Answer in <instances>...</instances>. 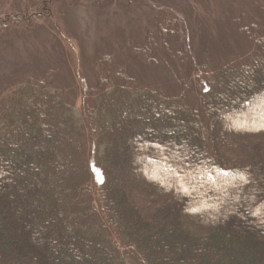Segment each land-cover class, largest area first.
Returning a JSON list of instances; mask_svg holds the SVG:
<instances>
[{
  "label": "trees",
  "instance_id": "16d2710c",
  "mask_svg": "<svg viewBox=\"0 0 264 264\" xmlns=\"http://www.w3.org/2000/svg\"><path fill=\"white\" fill-rule=\"evenodd\" d=\"M5 1L3 47L25 28L79 50L55 36L0 66V264H264V0L257 27L245 0H86L91 44L59 8L37 22L48 0ZM119 37L132 74L110 76Z\"/></svg>",
  "mask_w": 264,
  "mask_h": 264
},
{
  "label": "rangeland",
  "instance_id": "374dc122",
  "mask_svg": "<svg viewBox=\"0 0 264 264\" xmlns=\"http://www.w3.org/2000/svg\"><path fill=\"white\" fill-rule=\"evenodd\" d=\"M53 2V0H51ZM51 1L48 0L44 2V6L41 10H39V15L37 18V22L40 24H45V20H48V17H54L56 16L55 12H56V8L60 9V16L64 17L66 23L68 24V28L69 31L71 32H76L79 33V36L81 35L82 37V41L84 44L89 43L91 44L94 40V34H96V19L99 15V12H96L94 9H92L90 7V4L86 3V0H72V1H68V0H62V2L60 3H54L51 4ZM7 5H10L11 2L9 0L5 1ZM68 3L70 4V6H68ZM251 1L250 0H245V4H244V8H243V12L248 16L252 26L257 27L259 24H262V20H263V14H261L260 12L254 10L251 5H250ZM5 4V5H6ZM43 1H39L38 5H42ZM256 4L258 5H262V2L260 0H256ZM53 7V9L51 10V8ZM52 11V13H51ZM46 12H48L47 14H45ZM41 13V14H40ZM237 13V12H234ZM33 16V14H31ZM40 18H43L44 21H42ZM57 19V17H54L53 20ZM124 22H121V25H123ZM136 24V22H135ZM206 28V25H204ZM45 25L43 26V28L45 29ZM25 30V32L23 33V35H20L18 33V39L14 37H5V42L6 44H9V47H3L0 44V57L2 59H0V66H4L5 71H1V72H6L8 73L7 69H9L11 67L12 64L16 63L18 64L19 60H23L25 58V55L28 54L27 50H32L33 54L36 53V51H42L44 49L45 43H47L48 41H50V43L53 41L54 37L56 36L57 38H60L64 45L66 46L67 52H71L70 49H72V52L74 53V56L76 57L77 55V50H79L78 46L75 44V42L73 40L70 41V38H68L66 36V33L64 31H49V30H42V31H36L34 32H28L26 31L25 28H23ZM45 31V32H44ZM121 31H129V30H125L124 28H122ZM131 31H133V27H131ZM135 31H137L135 29ZM27 32V33H26ZM26 33V34H25ZM29 33V34H28ZM54 33V34H52ZM124 36L127 33H122ZM165 34V33H163ZM28 35V36H27ZM262 32L258 33V37H260L258 40L263 39L262 37ZM3 36V35H2ZM128 37H132L133 35L131 34V36L128 34L126 35ZM164 37H167L169 40L173 41L172 39L173 36L168 37V35H163ZM25 39V40H24ZM166 39V38H165ZM27 40V41H26ZM117 44L119 45V48L116 50H112L109 53V56L106 58L107 60H109V63L107 65V70H106V74L110 75L112 74L113 70L118 69V66H121V68L123 69V72L126 74H132V72H128V70L126 69V67H128L127 65L131 63L132 58L129 55L128 49L123 47V39H121L119 37V39L116 40ZM215 42V40H214ZM147 44V43H146ZM212 44V43H211ZM238 45V44H237ZM26 47V48H25ZM29 47V48H28ZM233 47V46H232ZM70 48V49H69ZM138 48V47H136ZM217 47H215V44L213 46L210 45V47L207 49L206 51V58H207V69L206 71L209 72V74H211V72H216L218 70H216L215 66L218 62H220L221 60H218V51L216 50ZM147 50V47H146ZM145 50V48H141L138 50V54L136 55V57H138V61L142 62L143 58H147L146 55H148L147 51ZM14 52H18V56H14ZM146 52V53H145ZM141 53V54H140ZM122 55V58H121ZM142 58V59H141ZM15 60V62H13ZM25 60V59H24ZM18 61V62H16ZM50 63H55L53 59L48 60ZM238 61V60H236ZM258 64H261L262 66H264V52L262 53L260 59L258 60ZM19 65V64H18ZM71 69L73 70V68L71 67ZM75 71V70H74ZM111 71V73H110ZM22 71H19L17 77H14V82L21 86H25L26 85V76L21 75ZM256 72L257 74L255 75L254 78H263L264 79V68L258 71V68H256ZM24 74V73H23ZM229 76V75H228ZM228 76L225 80H221L220 77H218L216 80H213L212 83L209 84V86H213V85H219L218 87H220V83L222 81H228ZM11 78V77H9ZM7 84V81L6 83ZM221 89H224L222 87H220ZM10 89H13L12 87ZM10 89H7L6 91H4L3 93H1V98L2 95H6L10 92ZM222 106H225V110H229L231 108L232 103L226 102H222L221 103ZM211 113H214V110L211 109ZM201 112V110H200ZM220 129V128H218ZM156 131V130H155ZM235 131V129H234ZM154 132V130L151 131V138L152 141H159L160 137L157 135V133ZM146 145V144H145ZM147 146H151L147 144ZM170 166L173 169V165L170 163ZM155 170V169H154ZM198 177L201 180L202 178H207L210 181H212V183L215 180H220L221 179H231V177L229 175L224 176L223 178H219L218 176H215L216 179L213 180L210 177V173H208V169L205 168L204 174L202 173L200 175V173H198ZM196 174H194V176H196Z\"/></svg>",
  "mask_w": 264,
  "mask_h": 264
}]
</instances>
